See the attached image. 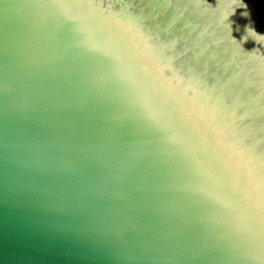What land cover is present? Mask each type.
<instances>
[{
  "label": "water",
  "instance_id": "1",
  "mask_svg": "<svg viewBox=\"0 0 264 264\" xmlns=\"http://www.w3.org/2000/svg\"><path fill=\"white\" fill-rule=\"evenodd\" d=\"M243 4L0 0V264H264Z\"/></svg>",
  "mask_w": 264,
  "mask_h": 264
},
{
  "label": "clouds",
  "instance_id": "2",
  "mask_svg": "<svg viewBox=\"0 0 264 264\" xmlns=\"http://www.w3.org/2000/svg\"><path fill=\"white\" fill-rule=\"evenodd\" d=\"M240 2L243 4V0H240ZM243 8L246 9V11L242 12L241 15L250 18L251 13H250V11H247V4H243ZM233 14H234V12H233ZM252 23L253 22H250L249 25L245 26L246 35L242 39L245 41L249 38L254 39L256 41H257V38L264 39V35L258 34L256 32L255 28L252 26Z\"/></svg>",
  "mask_w": 264,
  "mask_h": 264
}]
</instances>
